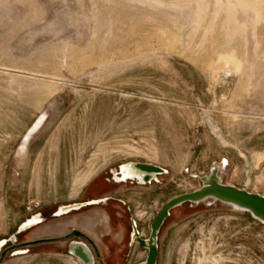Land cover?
Listing matches in <instances>:
<instances>
[{"label":"rangeland","instance_id":"374dc122","mask_svg":"<svg viewBox=\"0 0 264 264\" xmlns=\"http://www.w3.org/2000/svg\"><path fill=\"white\" fill-rule=\"evenodd\" d=\"M224 160L226 184L264 195V0H0V242L39 210L47 223L20 242L123 233L119 205L52 214L102 197L90 189L128 163L168 172L117 194L148 237L162 206ZM158 245V264H264V224L185 205ZM2 264L76 262L43 251Z\"/></svg>","mask_w":264,"mask_h":264},{"label":"flooded vegetation","instance_id":"af4514ba","mask_svg":"<svg viewBox=\"0 0 264 264\" xmlns=\"http://www.w3.org/2000/svg\"><path fill=\"white\" fill-rule=\"evenodd\" d=\"M22 150H25L24 146ZM125 165L126 164L110 170L108 176L103 180L104 182L99 181L90 189L92 195L105 193L102 197L88 198L80 202L59 206L52 214V218L57 220L69 219L72 217L75 219L80 216L83 217L96 207L115 211V207L119 205L125 209V213L128 215L127 228L124 222L119 219V221L117 220L119 226H121L120 229H123V233H114L102 237L96 235V237H94L86 228L76 226L72 227L68 233L53 238L38 237L20 242L22 236L32 233V231L47 223L48 219L44 218L43 213L39 210L30 214V217L21 223V225H23L34 218L23 227L22 233L17 235V243L27 244L36 241H39V243L25 246L20 250L25 251L26 254L32 252L38 254L43 251H52L57 254L62 252L66 254V256L72 258L76 264H130L139 249L145 251L148 257L149 249L141 246L140 239L146 241L150 236L147 237L142 234L138 222L133 215L131 206L128 205L125 199L117 196L118 192L125 187H138L141 185L139 183L141 179H135L137 178L136 175H131V173L128 172L129 169L125 168ZM153 182L142 186L152 185ZM21 225L17 228V231ZM17 231L15 233H17ZM12 237L13 235H10L9 238L5 239L6 242L3 249L12 246V243L9 241ZM61 244L64 246L63 249L62 246H60ZM75 251L80 254V257L73 253ZM13 253L14 251H11L9 256ZM135 264L139 263L136 262Z\"/></svg>","mask_w":264,"mask_h":264},{"label":"water","instance_id":"95a60500","mask_svg":"<svg viewBox=\"0 0 264 264\" xmlns=\"http://www.w3.org/2000/svg\"><path fill=\"white\" fill-rule=\"evenodd\" d=\"M135 166L137 172L140 175L139 183L145 185L158 180V176L167 174V170L148 163H128ZM222 164V166H221ZM221 164H215L208 176L200 177L202 186L200 189L181 195L174 198L162 206L161 211L156 216L154 222L151 224V235L146 241L140 239L141 246L149 249V254L146 261L143 264H158L159 259V234L167 219L171 216V212L177 208L185 205H200L203 203L211 202L215 204H221L233 207L236 210L243 211L250 214L254 219L264 224V195L249 192L245 189L238 188L233 185L226 184L224 181V173L230 166L228 160H224ZM71 208V207H67ZM73 208V207H72ZM34 219V218H33ZM32 219V220H33ZM27 221L17 231V233L9 240L12 243L11 247L0 249V264H2L11 251H14V255L26 254L25 251L20 249L24 246L37 244L39 241L31 242L27 244H17V235L22 233L23 227L29 223ZM53 241V240H50ZM6 242L5 240L1 243ZM20 250V251H19ZM20 252V253H18ZM23 252V253H21ZM76 256L80 257L78 252H73Z\"/></svg>","mask_w":264,"mask_h":264},{"label":"bare ground","instance_id":"6f19581e","mask_svg":"<svg viewBox=\"0 0 264 264\" xmlns=\"http://www.w3.org/2000/svg\"><path fill=\"white\" fill-rule=\"evenodd\" d=\"M45 116H46V115H45ZM42 122H43V119H41V120L35 125V127H34V129H33V132L36 131V130L41 126ZM28 139H29V137H27L26 141H28ZM24 147L26 148V143L24 144ZM221 166H222V164H221ZM125 168H128V169H129L128 172H130L131 175H134V176L136 175V177H138V178L140 179V175H139V173L137 172V170H136V168H135L134 165H132V164H126V165H125ZM4 245H5V242L1 243V244H0V249H1V247L4 246Z\"/></svg>","mask_w":264,"mask_h":264},{"label":"crops","instance_id":"0c3cea01","mask_svg":"<svg viewBox=\"0 0 264 264\" xmlns=\"http://www.w3.org/2000/svg\"><path fill=\"white\" fill-rule=\"evenodd\" d=\"M27 146V145H26ZM25 150H26V148H25ZM25 150H22V151H25ZM251 180V179H250ZM250 180H249V182H250ZM230 185V184H229ZM262 195V194H261Z\"/></svg>","mask_w":264,"mask_h":264}]
</instances>
